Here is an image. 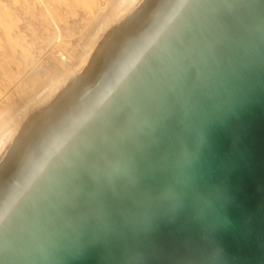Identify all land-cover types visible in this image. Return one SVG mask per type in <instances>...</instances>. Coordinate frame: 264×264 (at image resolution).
Listing matches in <instances>:
<instances>
[{
    "label": "water",
    "instance_id": "water-1",
    "mask_svg": "<svg viewBox=\"0 0 264 264\" xmlns=\"http://www.w3.org/2000/svg\"><path fill=\"white\" fill-rule=\"evenodd\" d=\"M216 245L264 264V0H138L0 161V264Z\"/></svg>",
    "mask_w": 264,
    "mask_h": 264
},
{
    "label": "rangeland",
    "instance_id": "rangeland-1",
    "mask_svg": "<svg viewBox=\"0 0 264 264\" xmlns=\"http://www.w3.org/2000/svg\"><path fill=\"white\" fill-rule=\"evenodd\" d=\"M97 3L99 0H0V123L8 118L5 107L16 106L46 82L42 74L28 82L42 64L63 62L70 44L80 45L89 35Z\"/></svg>",
    "mask_w": 264,
    "mask_h": 264
},
{
    "label": "bare ground",
    "instance_id": "bare-ground-1",
    "mask_svg": "<svg viewBox=\"0 0 264 264\" xmlns=\"http://www.w3.org/2000/svg\"><path fill=\"white\" fill-rule=\"evenodd\" d=\"M137 1L114 0L109 3L107 0H99V5L94 4L93 13L96 19L92 23L89 35L82 43L67 46L69 48L66 47L67 59H62L63 62L52 61L47 64L44 60L46 64H42L39 69L37 67L38 70L28 78V82L33 83L31 81L36 80V74L45 76L46 82L42 83L43 85L32 95L21 102L18 101L16 106L12 103L3 109L8 112V118L4 124L0 123V161L25 123L51 104L67 85L84 73L95 50L111 36ZM47 61L49 62V59Z\"/></svg>",
    "mask_w": 264,
    "mask_h": 264
},
{
    "label": "clouds",
    "instance_id": "clouds-1",
    "mask_svg": "<svg viewBox=\"0 0 264 264\" xmlns=\"http://www.w3.org/2000/svg\"><path fill=\"white\" fill-rule=\"evenodd\" d=\"M177 251L187 254L191 251L190 248L178 249ZM209 254L214 258V264H230L228 254L222 246L216 245L214 248L209 250Z\"/></svg>",
    "mask_w": 264,
    "mask_h": 264
}]
</instances>
